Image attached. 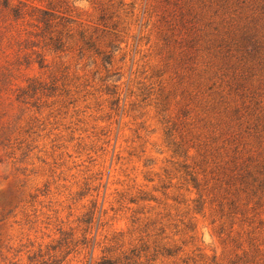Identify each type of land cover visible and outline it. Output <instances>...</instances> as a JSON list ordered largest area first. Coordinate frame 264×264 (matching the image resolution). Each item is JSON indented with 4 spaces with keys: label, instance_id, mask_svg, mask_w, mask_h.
Instances as JSON below:
<instances>
[{
    "label": "rangeland",
    "instance_id": "1",
    "mask_svg": "<svg viewBox=\"0 0 264 264\" xmlns=\"http://www.w3.org/2000/svg\"><path fill=\"white\" fill-rule=\"evenodd\" d=\"M0 264H264V0H0Z\"/></svg>",
    "mask_w": 264,
    "mask_h": 264
},
{
    "label": "trees",
    "instance_id": "2",
    "mask_svg": "<svg viewBox=\"0 0 264 264\" xmlns=\"http://www.w3.org/2000/svg\"><path fill=\"white\" fill-rule=\"evenodd\" d=\"M33 9H36L40 12V15L38 16L39 22H42L44 24V27L46 30L50 32L49 39L54 42V47L57 50H60L64 43L62 42V37H61V30L59 31L58 27L60 25V21H58V18L62 19L63 17L60 15H56L53 11H50L48 9H40L36 8L33 6ZM71 31V30H69ZM53 32H56V34H53ZM70 33V32H67ZM68 35V34H67ZM82 35H84L82 33ZM69 36H72V33L69 34ZM106 59H110V56H106Z\"/></svg>",
    "mask_w": 264,
    "mask_h": 264
}]
</instances>
